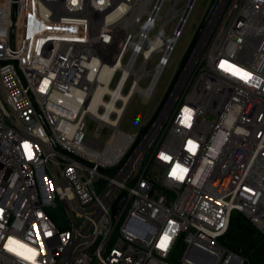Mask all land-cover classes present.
Returning a JSON list of instances; mask_svg holds the SVG:
<instances>
[{"label":"built area","instance_id":"1","mask_svg":"<svg viewBox=\"0 0 264 264\" xmlns=\"http://www.w3.org/2000/svg\"><path fill=\"white\" fill-rule=\"evenodd\" d=\"M166 2L0 0V264H247L219 239L233 211L264 234V0L217 1L136 142L190 11L162 37Z\"/></svg>","mask_w":264,"mask_h":264},{"label":"rangeland","instance_id":"2","mask_svg":"<svg viewBox=\"0 0 264 264\" xmlns=\"http://www.w3.org/2000/svg\"><path fill=\"white\" fill-rule=\"evenodd\" d=\"M211 0H194L193 5L188 13L184 26L182 28L181 35L177 38L176 43L174 45V49L172 50L168 63L164 67L162 74L158 80L157 88L154 94V98L150 99L148 102H143L142 98L139 94L135 93L131 101L129 102L125 114L120 122V129L127 133H134L139 132V130L147 123L149 118L154 112L155 105L157 104L158 100L163 97L166 90L168 89L177 68L186 52V49L191 41V38L199 25L201 18L206 11L209 3ZM188 0H176L175 4L176 7L184 6ZM174 4V7H175ZM172 5V1L166 2L164 7L161 11L162 15H167L168 10ZM179 14V13H176ZM168 24L161 32L162 37H166L171 29L175 26L178 22L179 15L172 14L169 17ZM164 19V18H163ZM158 23H155L152 27L148 42L151 41L153 35L157 31ZM161 53L159 50L149 61L147 64L148 68H153L156 64V61ZM146 81H142L141 84H145ZM96 127V122L86 116L84 122V129L86 135H92ZM110 133V129L104 127L102 133L100 135L101 143L103 144L108 135ZM61 209V205L57 204L55 208L56 211ZM246 224V222H244ZM244 224V226H245ZM248 227V225H246ZM230 235V234H229ZM259 233L252 230L251 228H244V233L242 232L239 236L237 235L236 238H232L231 246L238 252L242 254V256L247 260V264H264V239L261 241L258 240ZM227 235L225 236V238ZM232 237V236H231ZM258 237V238H257ZM176 264H179L176 262Z\"/></svg>","mask_w":264,"mask_h":264},{"label":"water","instance_id":"3","mask_svg":"<svg viewBox=\"0 0 264 264\" xmlns=\"http://www.w3.org/2000/svg\"><path fill=\"white\" fill-rule=\"evenodd\" d=\"M217 1L218 0H211L210 1L206 11L204 12V14H203V16L201 18V21H200L199 25L197 26V28H196V30H195L192 38H191V41H190V43H189V45H188V47L186 49V52L184 53V56H183L179 66L177 68V71H176V73H175V75H174V77H173L168 89L166 90V92H165L164 96L162 97L160 103L158 104L157 108L155 109V111L153 112V114L151 115V117L149 118L147 123L139 130L137 138H136V142L142 137V135L145 133V131L148 129V127L150 126V124L152 123L154 118L156 117L157 112L159 111V109H160L161 105L163 104L164 100L166 99L169 90L171 89L172 85L176 81V79H177L180 71L182 70L183 66L185 65V63H186V61H187V59L189 57V54L191 53V51H192V49H193V47H194L199 35L201 34L204 26L206 25L209 17L211 16ZM189 2H190V0H188L187 3H189ZM190 6H192V4ZM123 197H124V193H121L119 195V197L117 198V200L114 202V204H113V215L117 212V210L119 208V203L123 199Z\"/></svg>","mask_w":264,"mask_h":264},{"label":"trees","instance_id":"4","mask_svg":"<svg viewBox=\"0 0 264 264\" xmlns=\"http://www.w3.org/2000/svg\"><path fill=\"white\" fill-rule=\"evenodd\" d=\"M244 222H246V224ZM244 224H245V226H244ZM246 225H248V227L251 228L252 230L259 233L260 236H259V238L257 237L259 241L264 239V234H262L255 226H253L251 224V222L242 213H240L238 211H233L231 213V216H230L228 228H227L225 234L223 236H221L219 239L220 243L222 245L226 246L227 248H229V249L239 253L240 255H242L240 252H238L237 250L232 248L231 240H232V238H236L237 235L239 236L242 232L244 233V228L245 229L248 228ZM226 235H227V237L225 238ZM252 264H254V262Z\"/></svg>","mask_w":264,"mask_h":264},{"label":"bare ground","instance_id":"5","mask_svg":"<svg viewBox=\"0 0 264 264\" xmlns=\"http://www.w3.org/2000/svg\"><path fill=\"white\" fill-rule=\"evenodd\" d=\"M172 1V5L168 10V14L167 15H162L161 13L158 15V19H163V18H167L172 14H176L179 13L180 15H182V17L184 18L186 16V14L188 13V11L190 10V5L193 3V0H190L189 3L185 4L184 6H182L179 9H176L174 7V4L176 2V0H169ZM149 2V0H135V10L136 12H141L143 11V9L147 8V3ZM183 24V21L181 20L179 22V26ZM155 45H157V41L155 42ZM125 138L126 136L124 135H119L118 140H117V145H111L112 146V154H115L118 150H121L123 147V144L125 143Z\"/></svg>","mask_w":264,"mask_h":264},{"label":"snow or ice","instance_id":"6","mask_svg":"<svg viewBox=\"0 0 264 264\" xmlns=\"http://www.w3.org/2000/svg\"><path fill=\"white\" fill-rule=\"evenodd\" d=\"M220 67L222 69H224L225 71L230 72L231 75L236 76V77H239L240 79H243L245 81H248V80L251 79V74L250 73H248V72H246V71H244V70L236 67L235 65H230L226 61H222L221 64H220ZM25 147H27V145ZM29 158H31V157H29ZM163 158L164 159H167V157H163ZM167 239L168 238L165 237L162 240V242L160 244V247L164 248V247L167 246Z\"/></svg>","mask_w":264,"mask_h":264}]
</instances>
